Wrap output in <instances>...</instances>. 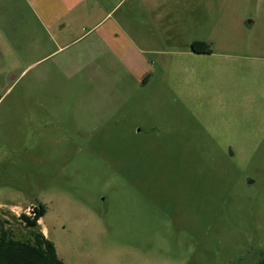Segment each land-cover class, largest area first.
<instances>
[{
  "label": "rangeland",
  "instance_id": "374dc122",
  "mask_svg": "<svg viewBox=\"0 0 264 264\" xmlns=\"http://www.w3.org/2000/svg\"><path fill=\"white\" fill-rule=\"evenodd\" d=\"M154 1L163 40L133 37L179 53L143 55L141 77L134 49L105 64L83 48L91 37L58 50L48 14L68 4L0 0V226L30 240L21 216L40 202L65 264H256L264 0Z\"/></svg>",
  "mask_w": 264,
  "mask_h": 264
},
{
  "label": "crops",
  "instance_id": "0c3cea01",
  "mask_svg": "<svg viewBox=\"0 0 264 264\" xmlns=\"http://www.w3.org/2000/svg\"><path fill=\"white\" fill-rule=\"evenodd\" d=\"M41 1L45 7H53L57 3L68 4L65 8L66 12L64 15L60 14L58 17L53 18L48 14L51 26L58 28L57 36L61 44L56 38H53L56 46H58V50H62L74 42H85L91 37V42H86L83 48L87 51V48L90 47L91 54H94L97 59H102L103 64H105L111 56L116 55L120 59H123V56L129 55V52L134 49L140 57L136 65V74L141 77L146 74L151 75L153 71L152 66L150 68L148 67L147 60L140 61L143 55H178L179 53V50L171 49V45L167 44L165 49H161L133 37L134 35H142L145 31L149 30L151 33L158 35L157 40H163L164 33L161 34V28L165 26V23L162 18V6L154 0L151 2L148 0H139L137 3L130 2L129 4H126L127 0H102L101 2L100 0ZM122 8L126 10L123 11V14H120L118 19H115L114 15ZM169 8H172V5ZM135 15L140 16L141 19L138 21L135 20ZM68 24H70V32H66L60 27L63 26V28H66ZM238 24L242 25L243 19H240ZM255 25L256 21L250 20L246 22L245 26L251 33H254ZM261 27L264 28V21ZM169 31L170 29L166 27L165 32ZM72 33L73 35L71 36ZM195 41L207 42L206 40L195 39L189 43L190 49H192V43ZM2 58L3 56L0 55V60ZM129 59L131 60V58ZM135 70L133 69V71ZM42 232L49 239V231L44 228Z\"/></svg>",
  "mask_w": 264,
  "mask_h": 264
},
{
  "label": "trees",
  "instance_id": "16d2710c",
  "mask_svg": "<svg viewBox=\"0 0 264 264\" xmlns=\"http://www.w3.org/2000/svg\"><path fill=\"white\" fill-rule=\"evenodd\" d=\"M192 51L196 53H212L210 43L195 41ZM33 216L23 214L21 218L27 227L32 229L31 239L26 241H13L10 233L0 226V264H65L57 254L55 244L45 237L39 227V221L47 213V206L34 202ZM256 264H264V250L259 252Z\"/></svg>",
  "mask_w": 264,
  "mask_h": 264
},
{
  "label": "flooded vegetation",
  "instance_id": "af4514ba",
  "mask_svg": "<svg viewBox=\"0 0 264 264\" xmlns=\"http://www.w3.org/2000/svg\"><path fill=\"white\" fill-rule=\"evenodd\" d=\"M13 241H17V240H15V239H13V238H11ZM19 241V240H18ZM29 241V240H28ZM28 241H26V242H28Z\"/></svg>",
  "mask_w": 264,
  "mask_h": 264
},
{
  "label": "built area",
  "instance_id": "2783aa9c",
  "mask_svg": "<svg viewBox=\"0 0 264 264\" xmlns=\"http://www.w3.org/2000/svg\"><path fill=\"white\" fill-rule=\"evenodd\" d=\"M32 211H33V208H32Z\"/></svg>",
  "mask_w": 264,
  "mask_h": 264
}]
</instances>
